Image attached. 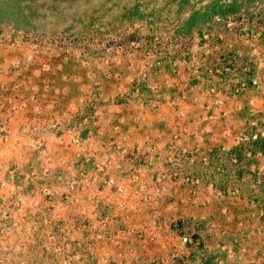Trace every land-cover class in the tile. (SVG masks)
Returning <instances> with one entry per match:
<instances>
[{
  "label": "rangeland",
  "instance_id": "rangeland-1",
  "mask_svg": "<svg viewBox=\"0 0 264 264\" xmlns=\"http://www.w3.org/2000/svg\"><path fill=\"white\" fill-rule=\"evenodd\" d=\"M0 264H264V0H0Z\"/></svg>",
  "mask_w": 264,
  "mask_h": 264
}]
</instances>
